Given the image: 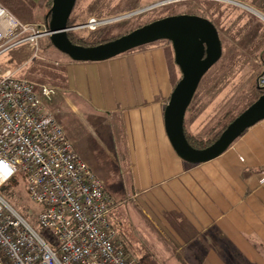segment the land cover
Here are the masks:
<instances>
[{
    "label": "crops",
    "instance_id": "0c3cea01",
    "mask_svg": "<svg viewBox=\"0 0 264 264\" xmlns=\"http://www.w3.org/2000/svg\"><path fill=\"white\" fill-rule=\"evenodd\" d=\"M49 2L3 1L11 10H30L27 15L40 24L47 23ZM56 50L46 52L55 80L38 86L55 89L59 118L78 130L67 137L91 168L76 142L103 146L107 164L102 173L92 170L103 176L116 203L113 228L129 226L147 235V243L170 259L264 264V184L257 177L264 170V120L217 159L189 164L178 156L165 128V110L181 74L172 45L160 41L86 63ZM118 238L137 259L130 246L137 240Z\"/></svg>",
    "mask_w": 264,
    "mask_h": 264
},
{
    "label": "built area",
    "instance_id": "2783aa9c",
    "mask_svg": "<svg viewBox=\"0 0 264 264\" xmlns=\"http://www.w3.org/2000/svg\"><path fill=\"white\" fill-rule=\"evenodd\" d=\"M106 23L92 17L73 30L96 31ZM45 26L24 24L0 4V53L6 41L17 39V46L38 49L48 36ZM260 65L254 84L264 94V57ZM55 95L54 88L12 73L0 77V264H142L126 252L111 224L116 203L104 181L50 111ZM18 175L42 207L38 223L49 239L3 194ZM257 177L264 184V170Z\"/></svg>",
    "mask_w": 264,
    "mask_h": 264
},
{
    "label": "rangeland",
    "instance_id": "374dc122",
    "mask_svg": "<svg viewBox=\"0 0 264 264\" xmlns=\"http://www.w3.org/2000/svg\"><path fill=\"white\" fill-rule=\"evenodd\" d=\"M3 1L0 0V4L22 23L40 24L36 23L39 22L38 20L30 19L27 15L31 13L30 10L18 11L17 8L11 10ZM186 5L198 8L200 10L198 14H204L206 17L203 18L210 20L216 26L223 46L221 60L202 80L185 120L188 131L196 138L208 140L219 133L231 118H236L244 112L254 100L257 89L254 86V80L264 52V0H78L74 16H79L80 21L84 22L83 25L92 17L107 23L96 31L78 29L72 32L85 39L96 40L107 30L117 34L131 27L145 26L162 18L182 15L181 12L186 10ZM164 8L166 10L162 12ZM129 14L134 15L119 19ZM43 25H46L48 30L47 23ZM48 37H42L39 40L38 49L28 44L15 45L19 39L12 42L6 41L0 53V77L12 73L17 78L29 80L37 85H51V80H55V66L49 62V54H46L40 45V41ZM59 53L61 57L69 59L68 56ZM53 58L51 61L54 63ZM181 77L182 75L179 74L176 82H179ZM56 100L58 99L54 96L49 105L50 111L63 125L67 136L69 137V133L72 136L78 130L73 122H65L59 118ZM97 137L98 134L96 139ZM75 146L81 155L92 162L95 172H103L102 169L107 162L101 144L98 145L92 141L85 143L82 139L78 140ZM98 175L103 180V176ZM109 178L106 179L107 182ZM24 192L28 195L27 190ZM28 202L26 212L28 217H26L38 227V216L42 207L30 198ZM27 218L25 219L32 225ZM110 218L111 221L118 222L114 213L110 215ZM115 229L128 243L132 242L133 238L137 240V242L133 241L138 243L136 246L130 245L131 252L143 264H192L187 262V259H178L180 256L176 258L172 256L174 259L163 257L161 251L154 248L153 242L147 243V235H142V238L141 235L133 233L134 229L129 226L123 228L115 226Z\"/></svg>",
    "mask_w": 264,
    "mask_h": 264
},
{
    "label": "water",
    "instance_id": "95a60500",
    "mask_svg": "<svg viewBox=\"0 0 264 264\" xmlns=\"http://www.w3.org/2000/svg\"><path fill=\"white\" fill-rule=\"evenodd\" d=\"M78 0H53L47 15V35L55 49L74 62H103L135 49L160 42L172 44L181 79L175 86L165 110V128L178 156L192 165H200L223 155L247 130L264 120V94L238 115L211 146L195 149L188 141L185 120L200 84L223 56L216 26L208 19L177 15L142 26L116 40L96 46L74 44L69 27ZM129 14L119 18H129Z\"/></svg>",
    "mask_w": 264,
    "mask_h": 264
},
{
    "label": "trees",
    "instance_id": "16d2710c",
    "mask_svg": "<svg viewBox=\"0 0 264 264\" xmlns=\"http://www.w3.org/2000/svg\"><path fill=\"white\" fill-rule=\"evenodd\" d=\"M52 1L53 0H50L47 8H48V11L51 9L52 7ZM179 6H182V5H179ZM185 6V5H184ZM187 8L186 10H184V12H181V14H187V15H192V16H200V17H206L204 14L201 15V14H198V12H200V10L198 8H196L195 6H188L186 5ZM183 7V6H182ZM166 9L164 8L162 10L165 11ZM203 13V12H202ZM159 18V17H158ZM162 18V17H161ZM84 22L83 21H80V17L79 16H74V12L72 14V17L69 21V27L70 28H73V27H77V26H81L83 25ZM41 25V24H39ZM43 25V24H42ZM130 27V26H129ZM142 27L141 25H138V26H135V27H131V28H128L126 30H123L117 34H113L111 31L107 30V31H104L103 35H101L98 39L96 40H88V39H85L81 36H79L77 33L75 32H69V37L71 39V41L76 44V45H82V46H96V45H100V44H103V43H107V42H110V41H113V40H116L138 28ZM40 45L41 47L43 48L44 52H47L48 50L54 48L51 41H50V38H46V39H42L40 41ZM170 43V42H168ZM171 44V43H170ZM262 56V59L264 57V52L263 54L261 55ZM178 84V81L176 82L175 81V86ZM255 86V85H254ZM262 96V93L256 89V95L254 97V100L253 102L249 105L251 106L255 101H257L260 97ZM248 106V107H249ZM190 109V108H189ZM240 115V114H239ZM234 117V116H233ZM235 118H231L226 125L223 126L222 130L217 133L213 138L211 139H208V140H200L198 138H196L190 131H188L187 127H186V121H185V132H186V136L188 138V141L189 143L191 144L192 147H194L195 149H205L209 146H211L215 141L218 140V138L221 136V134L223 133V131L228 127V125L234 120ZM26 190V185H25V177L23 175H18L15 177V179L5 188L4 190V196L6 198V200L21 214L23 215L25 218L28 217L27 215V207L29 205V196L27 194H25V191ZM28 198V199H27ZM27 216V217H26ZM28 219V218H27ZM30 220V222L32 223V225L44 236H47V233L41 228V227H37L33 224V221H31V219H28ZM49 239V238H48ZM128 253V252H127ZM130 254V253H129ZM132 255V254H131ZM143 264V263H142ZM244 264H246V261L244 262Z\"/></svg>",
    "mask_w": 264,
    "mask_h": 264
},
{
    "label": "flooded vegetation",
    "instance_id": "af4514ba",
    "mask_svg": "<svg viewBox=\"0 0 264 264\" xmlns=\"http://www.w3.org/2000/svg\"><path fill=\"white\" fill-rule=\"evenodd\" d=\"M166 8V7H165Z\"/></svg>",
    "mask_w": 264,
    "mask_h": 264
}]
</instances>
